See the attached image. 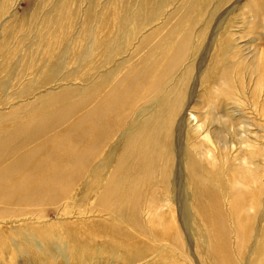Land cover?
<instances>
[{
    "label": "rangeland",
    "instance_id": "obj_1",
    "mask_svg": "<svg viewBox=\"0 0 264 264\" xmlns=\"http://www.w3.org/2000/svg\"><path fill=\"white\" fill-rule=\"evenodd\" d=\"M247 1L0 0V137L6 130L17 133L16 127L63 108L57 114L61 122L57 124L55 136L59 137L57 141L67 137L65 142L76 147L67 156L80 151L87 155L92 149L106 153L110 144L126 130L124 125L134 112L163 95L172 84L176 91L183 90L182 101L189 98L201 104L200 114H195L202 120L197 118L198 122L189 129L198 131L209 127L219 135V143L230 150L225 154L224 163L220 161L211 167L207 161L201 163L211 170L212 184L225 183L223 167L228 175H236L240 181L241 201L231 212L240 238L224 222L225 244L227 248L229 244L228 251L232 253L229 252L228 261L234 260L236 250L237 264L246 262V258L252 264H264V207L261 205L264 197V0ZM227 25H232L234 32L230 39L233 41L221 42L222 50H216L218 36H228ZM236 45L242 47L246 64L232 58L231 49ZM215 52L223 57L225 73L222 79L211 76L206 81L203 73L210 67L207 58L211 57L212 61ZM169 63L174 66L172 72L161 77V82L152 83L150 73L154 71L163 76ZM187 66L191 69L188 74ZM147 78L149 86L141 87ZM98 79L104 92L99 102L70 110L72 102ZM108 88L111 89L108 91ZM108 102L111 104L107 117L97 118L94 113H106ZM169 103L168 99L161 101L164 110L167 111ZM3 115L12 116L1 118ZM185 119L181 113L174 117L169 144L177 145L178 149L182 146V150L187 143ZM73 122L75 128L71 125ZM30 124L27 131L33 130L34 124ZM54 126L41 132L44 134ZM71 128L72 134L64 135ZM246 137L247 143L254 144L245 146L241 141ZM208 143L211 145V140ZM12 154L2 156L0 165L10 162ZM236 154L241 159L232 161L230 155ZM199 156L202 154L194 158L199 160ZM106 159L107 156L101 162ZM239 164L243 165V171L237 170ZM73 166L74 163L70 167ZM29 169L27 165L18 176L24 177ZM31 173V181L27 183L20 181L7 191L0 188V210L6 211L2 217L6 224L0 223V264H126L118 254L91 246L90 241L109 228L116 231L112 239L140 241L143 249L139 244L130 250L134 253L142 249L139 260L144 258L145 263L155 257L153 264H185L182 258L178 259L177 250H181L174 242L160 241L162 237L169 240V231H153L151 224L143 221L142 209L147 202L155 205L163 198L165 207L154 215L163 221L171 220L166 209L168 202L170 209L174 212L177 209L176 202H172L173 195L156 180L153 187L140 189L143 205L137 217L129 209L125 213L114 212L121 206L118 203L110 211L89 208L84 215L76 208L75 217L69 218L59 207L28 197L29 187L39 180L37 173ZM43 177L47 178L48 174ZM176 179L173 193L182 200L181 219L189 231L187 236L192 238L195 226L186 210L179 178ZM50 184L49 195L64 187L62 178ZM65 197L60 198L58 205L63 204ZM97 220L103 232L94 231ZM158 226L162 228L161 220ZM71 228L77 232L65 236ZM171 230L174 236L176 226ZM143 232L152 234V238L143 237ZM250 247L254 248L252 254ZM135 263L144 264L143 261ZM188 264H193L192 260Z\"/></svg>",
    "mask_w": 264,
    "mask_h": 264
},
{
    "label": "bare ground",
    "instance_id": "obj_2",
    "mask_svg": "<svg viewBox=\"0 0 264 264\" xmlns=\"http://www.w3.org/2000/svg\"><path fill=\"white\" fill-rule=\"evenodd\" d=\"M250 1L248 0L247 3ZM228 27L229 29L225 31L228 36L226 34L218 36L216 42L219 43V46L215 42L216 50H222L221 42L229 43L232 40L230 37L234 31L232 25H227ZM229 45L227 46L230 49ZM231 50L233 53L232 58H235V61L240 64L247 63V59L244 55H241V46L237 47L236 45ZM210 58H207L209 59L207 65L210 67H207L208 70L203 73V75L205 74L203 76L204 80L209 81L211 76H217L222 79L225 73L223 57L216 53V57L212 61H210ZM181 66L183 65L181 64ZM168 67L167 72L163 76H159L152 71L149 76L151 82H161L164 76L172 72V67L174 66L169 63ZM189 67L187 66L186 69L187 74L191 70ZM200 77V80H202V76ZM148 81V78L144 79L141 87H148ZM171 85L163 95L158 96L159 98L154 97L151 103L148 101L150 104L147 103L148 105L134 112L131 119L124 125L127 127L126 130L110 144V150L106 153L92 149L87 155L80 151L72 157L67 156L68 152L76 147H70L65 142L67 137H60V140L57 141L59 137L55 136L57 124L61 122L57 114L62 113L63 108H57L53 113L42 114L34 119V122L29 120L27 123L16 127L15 131L17 133L12 130L4 131L0 137V159L6 154L13 153L12 155L14 156L7 164L0 165V188L7 191L11 187H15L20 181L27 183L31 181V172H35L39 175V180H36L29 187L28 197H34L40 201L44 200L48 204L59 207L58 210L66 212L63 214L69 218L75 217L74 210L76 208L79 210L80 215H84L88 213L89 208H100L110 211L118 203H121V206L116 208L117 210L114 212L125 213L129 209L133 216L137 217L138 209L143 205L140 199V189L142 191L149 189L151 186L153 187V183L156 180L173 195V200H171L173 204L176 202L175 206L177 207L176 212H174L170 209L171 203L168 202L166 205L167 212L171 214V220L169 221H163L160 216L154 218V215L159 214L160 208L165 207L163 198L158 199V203L155 205L147 202L143 207V221L150 223L153 231L164 229L169 231V240H165L164 237L159 240L169 241L171 244L174 242L181 250H177L180 256L178 259L182 258L185 264H188L190 260H192L193 264H237L236 250L234 251V260L229 259L228 261L227 259L230 251H228L229 244L228 248L227 244H225L227 237L224 222H226L231 232L240 238L239 230L233 226L231 217L233 208L241 201L240 181L236 178V175H228L226 168L223 167L222 174L225 175L223 179L225 183H219L218 186H214L212 184L211 170L208 166L201 165L203 161H207L210 167L220 161L224 163L225 154L229 149L226 145L219 143L221 142L218 140L219 135L216 131H210L209 127L198 131L189 129L190 125L198 122L197 118L199 117L197 114H200L201 104L197 105V102L189 98L185 102L182 101L183 90L178 89L176 91V88H172ZM110 89L108 88L107 90L109 91ZM102 91L100 89V79H98L85 94L78 97L75 103L72 102L73 106L70 110L74 106L88 107L96 105L104 93ZM164 99L166 101L168 99V102H170L167 111L163 109L161 104ZM108 103L105 107L106 113H94L97 118L102 119V115L107 117L111 104L110 102ZM131 110L132 108H130L129 112ZM3 111H6V109ZM179 113L186 118L187 122L185 125V127L187 126V129H185L187 143L185 146L183 145V150L182 146H178L180 148L178 149L177 145H169L171 141V124L174 117ZM11 116L3 115L1 118ZM5 120H8V118ZM199 120L201 121L202 119L199 118ZM29 122L31 126L34 124V127L33 130L27 131ZM53 125L55 126L49 128L44 134L41 132L43 129ZM71 125L74 128L76 126L75 122ZM94 126L96 128V123H94ZM192 126L191 128L194 129ZM107 127L108 125L103 128L106 129ZM39 129L41 130L39 131ZM92 130L93 128L89 131ZM73 131L74 129L71 128L64 135L72 134ZM210 140L211 145L208 143ZM247 140L246 137L241 142L245 146L254 144L247 143ZM33 142L39 143L33 144ZM80 143L83 144L82 141ZM200 154L202 156H199V158L203 157L199 159L200 161L194 158V156L197 157ZM106 156L107 159L101 162ZM230 156L232 161L241 159V156L237 154ZM73 163L74 166L70 167ZM27 165L30 167L28 173L24 177H19V172L24 170ZM66 167L68 170H66ZM236 168L238 171H243L242 164L237 165ZM101 171L103 172L100 173ZM132 172H136V175L133 176ZM45 174H48L47 178L43 177ZM175 177L179 178V189L185 194L183 201L187 212L192 216V223L195 226L192 238L187 236L189 231L183 226L184 222L181 219L183 210H180V205L182 200L173 193L175 182H178ZM60 178L63 180L64 187L52 195L47 194V191L51 189L50 183L56 182ZM41 190H44V193H41ZM71 190L73 191L70 192ZM64 195H66L65 201L62 205H58L60 198ZM18 199L20 198L16 197V200ZM261 205L264 207V197L261 199ZM152 206L155 208L154 211ZM42 213L43 211H40V214ZM175 213L179 215L175 217ZM5 215L6 211L0 210V223L2 224H6L2 220ZM176 219L180 220L181 223L175 222ZM158 220L162 221V228H159ZM41 221L45 222L44 219H41ZM173 225L177 228L174 236L171 230ZM97 226V229L93 228L94 231L96 233L103 232L102 229L100 230L102 224L99 220H97ZM114 230L115 228H109L108 231L98 234L90 241L91 246L107 251L110 254H118L125 259L126 264H131L132 262L136 264L135 262L139 261H143L144 264H153V261L156 260L155 257H151L146 263L144 258L139 260L143 253V246L140 241L130 243L125 238L112 239L116 232ZM76 232L77 230L71 228L64 235H73ZM144 235L147 238H152V234L143 232L142 236L144 237ZM256 242H258V236L256 237ZM139 244L142 249L134 253L131 252L130 249L137 248ZM250 252L251 254L254 252L253 247H250ZM230 254L232 255L231 252ZM222 258H226V260L224 261ZM245 260L246 262L242 264H252L249 258Z\"/></svg>",
    "mask_w": 264,
    "mask_h": 264
}]
</instances>
